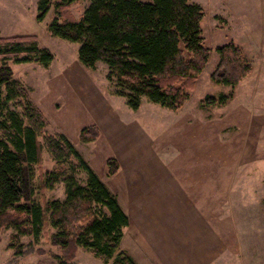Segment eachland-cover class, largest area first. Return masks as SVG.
<instances>
[{
  "label": "rangeland",
  "instance_id": "rangeland-1",
  "mask_svg": "<svg viewBox=\"0 0 264 264\" xmlns=\"http://www.w3.org/2000/svg\"><path fill=\"white\" fill-rule=\"evenodd\" d=\"M39 1L0 0V37L35 35L54 55L49 68L10 63L15 78L43 111L46 131L63 134L73 143L125 212L130 190H160L177 213L181 209L185 219H195L215 240H226L223 253L230 264H264V0H191L205 10L201 29L211 53L178 111L146 99L139 110L130 109L116 94L121 89L117 80H108L106 64L85 68L78 58L80 45L49 32L60 0H50L42 22L37 19ZM88 6V1H81L68 10L81 19ZM229 42L243 49L252 66L251 74L234 89L212 80L220 60L217 48ZM230 93L234 98L226 106L201 108L205 98ZM109 117L116 123L111 132L100 130L96 141H81L83 128L100 123L101 129L109 127ZM110 158L122 166L113 177L107 176ZM65 167L70 169L71 164ZM55 168L44 149L43 163L34 170L36 197L42 202L66 199L63 182L41 190L43 177ZM76 177L86 184L85 172L78 171ZM55 232L49 227L35 240L12 227L0 229V264H66L61 249L51 241ZM13 235L19 238L15 248ZM145 242L151 248V241ZM135 246V241H124L121 250L134 254L138 264H147ZM68 264L112 262L80 248Z\"/></svg>",
  "mask_w": 264,
  "mask_h": 264
},
{
  "label": "trees",
  "instance_id": "trees-1",
  "mask_svg": "<svg viewBox=\"0 0 264 264\" xmlns=\"http://www.w3.org/2000/svg\"><path fill=\"white\" fill-rule=\"evenodd\" d=\"M81 1H88L89 6L76 19L68 8ZM50 4V0L39 1V22L46 18ZM57 9L49 32L78 43V58L85 68L95 70L99 63L106 64L108 80H117L121 88L116 94L134 111L143 99L180 110L209 63L211 51L201 29L206 13L191 0H60ZM217 53L215 83L234 89L251 74L252 66L236 43L219 46ZM53 61V53L35 35L0 37V229L12 227L35 240L49 227L55 229L51 241L61 249L66 264L80 248L105 263L138 264L121 250L124 229L131 220L118 197L65 135L46 131L43 111L10 66L11 62L36 63L49 68ZM233 98V93L210 96L201 108L223 107ZM100 134L93 124L82 129L80 139L91 143ZM44 149L57 168L43 177L41 190L63 182V201L42 202L36 197L34 170L43 163ZM69 163L70 169L65 167ZM107 166L108 177L121 168L116 158L108 159ZM78 171L87 174L85 185L77 179ZM18 239L12 236L13 248Z\"/></svg>",
  "mask_w": 264,
  "mask_h": 264
},
{
  "label": "crops",
  "instance_id": "crops-1",
  "mask_svg": "<svg viewBox=\"0 0 264 264\" xmlns=\"http://www.w3.org/2000/svg\"><path fill=\"white\" fill-rule=\"evenodd\" d=\"M108 122L111 124L109 127L105 125L104 129L99 127L101 123L97 126L101 131L111 132L112 125L116 123L110 117ZM141 191H129L126 213L131 223L124 229L122 243L135 241L134 248L144 253L143 259L147 264H230V259L223 253L226 250L223 241L226 240H215L206 227L199 228L195 219H185V212L181 209L177 213L174 206L165 201L160 190ZM145 241H151V248Z\"/></svg>",
  "mask_w": 264,
  "mask_h": 264
}]
</instances>
